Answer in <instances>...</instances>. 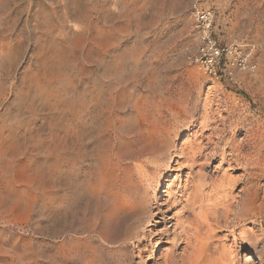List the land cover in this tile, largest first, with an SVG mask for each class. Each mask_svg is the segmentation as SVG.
Returning a JSON list of instances; mask_svg holds the SVG:
<instances>
[{
  "label": "rangeland",
  "instance_id": "374dc122",
  "mask_svg": "<svg viewBox=\"0 0 264 264\" xmlns=\"http://www.w3.org/2000/svg\"><path fill=\"white\" fill-rule=\"evenodd\" d=\"M195 2L0 0V264H195L184 234L156 232L178 210L166 211L165 195L186 180L204 204L221 197L209 230L218 251L205 264H264V0L205 1L220 43L256 65L219 79L191 60ZM84 92L79 138L65 144L52 106ZM135 103L159 131L156 147L116 122L134 123ZM196 145L195 165L180 154ZM105 164L129 212L90 191Z\"/></svg>",
  "mask_w": 264,
  "mask_h": 264
},
{
  "label": "bare ground",
  "instance_id": "6f19581e",
  "mask_svg": "<svg viewBox=\"0 0 264 264\" xmlns=\"http://www.w3.org/2000/svg\"><path fill=\"white\" fill-rule=\"evenodd\" d=\"M94 95H97V94H93L92 93V98H91L92 100H95ZM87 101H88V94L86 92H84V93H82L79 96V101H78V103L75 106L72 103H66V104L63 103V104L58 105V106H55V105L52 106L53 109L59 108V109H56V110H60L61 113H62L61 118H60L61 119V126L64 127V130H65V133H66L65 136L61 139L63 141V143L66 144L67 142H69L70 139L79 138V135H80V132L79 131L80 130H79V127L77 125V122H75V118L79 117V115L82 114V113H87V111H88L86 109L87 106H88V102ZM110 105H111V103H110ZM133 106H134V111L136 112V114H135L136 121L134 123L133 122H127V121H125V120H123L121 118H117L116 119L117 120L116 122H119L118 124L120 126H124L125 124L126 125H129L130 128H131V130L136 131L140 135V137L143 138V144L145 146H148L149 148L152 147V146H155V145L157 146V144H158L159 131H154V129L156 128L155 123H153V120L150 118V116L145 111L144 105H142L140 103H135ZM96 114H98V112ZM111 120H112V118H111ZM201 124H203V123H201ZM110 126H111V121L109 122L107 128H105L104 131L106 132V130L107 131L110 130L111 127H112V126L111 127ZM115 130H116V128H115ZM131 134H132V132H131ZM164 134H165V132H164ZM82 137H83V135H82ZM143 148H145V147H143ZM210 148H212V147H210ZM95 149H96V147H95ZM101 149H103V148H101ZM181 149H182L181 150L182 152H181L180 155H186V154H188L189 155L188 156L189 162H191L192 164H195L197 157L202 153V147H201V145H196L194 147L191 146L189 148H181ZM98 152H100V151H98ZM146 153H147V151H146ZM98 154H100V153H98ZM117 154H119V153H117ZM98 160L101 161V158H99ZM233 161L235 163V159H233ZM114 174L115 173H113V171L110 170V167L105 164L103 167H101V169H99L98 174H97V178H96V183L94 182L95 183V186L93 185V187L90 188V191L92 192V194L96 195L97 197L98 196L100 197V195L105 196V198H107L109 201H111L114 212L116 214H121V213H124V212L128 211L129 209H128L127 203L124 202L123 200H121L117 196V193L116 192L108 189V186H109L108 182H109V180L111 179L113 181V176L116 177V175H114ZM131 174L132 173H129V175L127 176L128 188H133L135 186L134 185L135 182L132 180V175ZM191 177H192V170L190 172V176H188V179H190ZM86 180H87V178H86ZM88 181H89V179H88ZM170 182H171V180H170ZM177 187L179 189L178 192H176L171 198L169 197L170 196V193H168L167 195L164 194L166 196V198L164 200H166V203L168 201V204H169V209H166V211L169 212V211H172V210H175V209H178V210L176 212H173L174 214L173 213H170V215H168V216H166V215L164 217H160L159 216L160 219H162L163 228H160V229H158L156 231L157 232V235L160 236L159 239H162L165 236H169L168 235V232L170 231V227L173 228V231L174 232H177L176 233L177 235H180L181 233L184 234L185 240H186V249H185V251H188V249L191 250V255H192L191 258H192V261L195 264H205L208 259H211L210 257H212L213 254L217 250V247H216L215 243H213L211 241V239L214 240V236H213V234H211V232L209 233V230L212 227L211 220L213 221L215 218H217L218 215H219V213H220V211H221V209H222L221 197L220 196L217 197L213 203H211V201L209 199V201L206 204H204L203 198L205 197V195L200 196L199 199H198V194L197 193L193 192L192 190L190 192H187L188 190H190L189 183H188L187 180L185 181L184 185L180 184ZM192 187L193 188L195 187L194 186V183H193ZM224 191H225V187L223 185V181L221 179H219L216 182V185L214 186L213 192H216V194H219V193L224 192ZM163 192H165V191H163ZM208 195L211 196L212 195V192L211 191L208 192ZM80 196H82V195H80ZM157 212H158V210H157ZM195 213L197 214V221H198L197 223H195L192 220V218L189 217L190 214L194 215ZM221 217H222V215H221ZM165 218L169 220V225L168 226L166 225ZM205 230L208 231V232H205ZM168 239H169V237H168ZM157 243H158V241H157ZM189 253H190V251H189ZM214 256H215V254H214Z\"/></svg>",
  "mask_w": 264,
  "mask_h": 264
},
{
  "label": "built area",
  "instance_id": "2783aa9c",
  "mask_svg": "<svg viewBox=\"0 0 264 264\" xmlns=\"http://www.w3.org/2000/svg\"><path fill=\"white\" fill-rule=\"evenodd\" d=\"M206 0H196L192 10L199 34V46L191 60L203 67L212 78L231 77L234 70H256L249 53L239 44H221L215 34L216 13L204 6Z\"/></svg>",
  "mask_w": 264,
  "mask_h": 264
}]
</instances>
